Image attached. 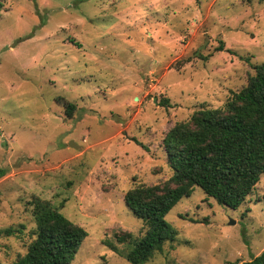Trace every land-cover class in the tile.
<instances>
[{
  "label": "rangeland",
  "instance_id": "obj_1",
  "mask_svg": "<svg viewBox=\"0 0 264 264\" xmlns=\"http://www.w3.org/2000/svg\"><path fill=\"white\" fill-rule=\"evenodd\" d=\"M0 2V264L34 238V196L86 231L71 264H130L106 245L124 254L144 233L124 194L168 180L167 132L263 61L264 0ZM165 221L177 236L144 264L248 262L264 250V175L235 210L195 187Z\"/></svg>",
  "mask_w": 264,
  "mask_h": 264
},
{
  "label": "trees",
  "instance_id": "obj_2",
  "mask_svg": "<svg viewBox=\"0 0 264 264\" xmlns=\"http://www.w3.org/2000/svg\"><path fill=\"white\" fill-rule=\"evenodd\" d=\"M74 110L73 104L65 103L68 118ZM163 146L172 175L162 184L136 186L123 197L127 208L142 219L143 235L130 242L124 254L106 242L130 264H144L154 253H162L166 242L175 240L177 232L165 216L195 187L217 204L235 210L264 175V59L222 107L193 112L188 121L167 132ZM28 204L34 238L10 264H71L86 231L39 197H32ZM130 237L124 234L117 242H128ZM242 264H264V250Z\"/></svg>",
  "mask_w": 264,
  "mask_h": 264
},
{
  "label": "water",
  "instance_id": "obj_3",
  "mask_svg": "<svg viewBox=\"0 0 264 264\" xmlns=\"http://www.w3.org/2000/svg\"><path fill=\"white\" fill-rule=\"evenodd\" d=\"M69 145L70 147H76L73 143H70ZM231 224H233V222Z\"/></svg>",
  "mask_w": 264,
  "mask_h": 264
}]
</instances>
